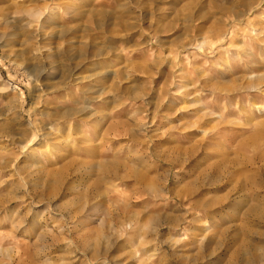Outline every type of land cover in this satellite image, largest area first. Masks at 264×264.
I'll use <instances>...</instances> for the list:
<instances>
[{
  "label": "rangeland",
  "instance_id": "374dc122",
  "mask_svg": "<svg viewBox=\"0 0 264 264\" xmlns=\"http://www.w3.org/2000/svg\"><path fill=\"white\" fill-rule=\"evenodd\" d=\"M3 15L0 264H264V0Z\"/></svg>",
  "mask_w": 264,
  "mask_h": 264
},
{
  "label": "bare ground",
  "instance_id": "6f19581e",
  "mask_svg": "<svg viewBox=\"0 0 264 264\" xmlns=\"http://www.w3.org/2000/svg\"><path fill=\"white\" fill-rule=\"evenodd\" d=\"M0 21H1L0 27H2V29H3V31L1 32V38H0L2 40V42L5 43L6 45L10 46V47L18 45V44L23 45V43L25 41L24 40V30H25L26 24H22V23L19 24V20L14 16L6 17L3 15V16H1ZM26 23L30 25V22H26ZM24 51H26V50H24ZM23 52L21 55L19 54L16 59L21 58L23 60V57H25L24 55H26L25 54L26 52L25 53H23ZM45 55L47 56L49 54L46 53L45 51H39L37 53H33L32 59L39 61V60H42L45 57ZM26 67H28V65H26ZM30 67L31 66H29L27 69L29 70Z\"/></svg>",
  "mask_w": 264,
  "mask_h": 264
}]
</instances>
